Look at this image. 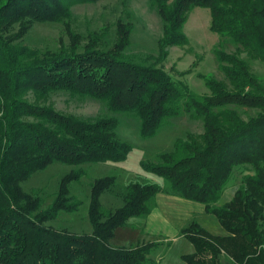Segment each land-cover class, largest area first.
Instances as JSON below:
<instances>
[{
	"label": "trees",
	"instance_id": "obj_1",
	"mask_svg": "<svg viewBox=\"0 0 264 264\" xmlns=\"http://www.w3.org/2000/svg\"><path fill=\"white\" fill-rule=\"evenodd\" d=\"M99 1L0 0V264H159L150 258L154 243L127 248L112 247L110 241L131 218L149 216L162 192L203 204L227 232L215 236L191 222L180 232L194 248L182 255L183 262L223 264L228 257L233 264H264V84L241 57L246 51L264 62V0H149L163 21L150 65L127 54L133 23H117L110 47L101 48L107 31L90 34L83 44L70 25L72 7ZM196 8H208L211 30L239 47L233 53L215 49L228 84L201 75L209 91L205 95L174 81L162 67L170 47L189 45L184 26ZM36 23L62 24L68 44L61 39L57 51L44 52L23 44ZM56 92L92 98L112 113L139 117L144 138L184 114L201 120L204 132L177 139L158 163L141 162L145 171L165 180V188L132 182L124 205L111 210L101 197L116 178L96 179L88 209L92 233L56 229L48 223L82 206L69 185L87 170L66 174L46 208L41 192L27 193L22 183L54 163H119L132 152L117 134V117L80 118L58 111L47 104ZM237 108L257 113L244 120ZM240 169L247 171L241 184L220 205Z\"/></svg>",
	"mask_w": 264,
	"mask_h": 264
},
{
	"label": "rangeland",
	"instance_id": "obj_2",
	"mask_svg": "<svg viewBox=\"0 0 264 264\" xmlns=\"http://www.w3.org/2000/svg\"><path fill=\"white\" fill-rule=\"evenodd\" d=\"M133 23L131 45L127 54L137 62L145 65L153 63L158 54V41L163 35V21L149 0H100L97 3L78 4L72 7L70 25L75 33L82 36L83 44L92 33L107 31L101 48L110 47L116 39L117 23ZM184 33L189 45L180 48H169V57L162 65L172 79L198 95L209 94L201 75L212 76L228 84L223 71L219 67L215 49L221 48L228 53L239 49L228 38H223L211 30V14L208 8H196L187 19ZM66 44L69 37L60 23H36L22 40V43L39 51L59 49L60 40ZM251 72L264 84V62L241 52ZM191 72L186 75L179 73ZM34 101V97H29ZM58 111L80 118H100L115 116L119 119L117 134L120 139L129 143L132 152L124 162L85 164L69 166L54 163L46 170L35 173L29 180L22 183L27 193L40 191L44 197V208L49 206L59 191L64 176L82 168L87 175L79 182L69 185L70 195L77 197L82 206L73 214L62 213L59 218L48 223L56 229H67L76 234H91L92 226L88 218L91 198V184L99 178L113 176L115 185L104 192L101 197L106 209L116 210L124 205L123 197L126 187L132 182L141 184H158L166 187L165 180L145 171L142 161L160 162V155L171 152L175 141L185 138L187 134H202L204 125L201 120H192L187 114L171 121L157 131L154 136L144 138L141 135V120L132 114L112 113L107 106L92 98L80 99L66 92L53 93L47 101ZM244 120H249L257 113L254 109L237 108ZM246 170H237L225 189L219 204L229 202L239 185ZM159 195V194H158ZM156 197V208L146 217L131 218L126 226L118 228L115 237L110 241L112 247H136L138 244L154 243L155 247L150 258L159 264H186L182 255L192 254L194 248L181 236V229L191 222L197 221L204 229L215 236H225L227 232L217 217L205 212L201 203L189 201L177 196ZM159 197V198H158ZM164 197H167V201ZM223 264H233L228 257Z\"/></svg>",
	"mask_w": 264,
	"mask_h": 264
},
{
	"label": "crops",
	"instance_id": "obj_3",
	"mask_svg": "<svg viewBox=\"0 0 264 264\" xmlns=\"http://www.w3.org/2000/svg\"><path fill=\"white\" fill-rule=\"evenodd\" d=\"M162 194H165V196H173V195H169V194H167V193H165V192H162V193H160L158 196H162ZM159 198V197H158ZM165 198V200L167 201L168 199H166L167 197H164ZM168 202V201H167ZM206 212V211H205ZM183 229V228H182ZM194 252V251H193Z\"/></svg>",
	"mask_w": 264,
	"mask_h": 264
}]
</instances>
